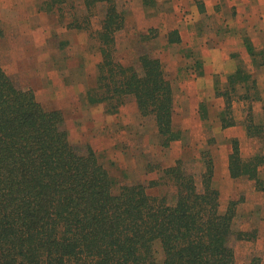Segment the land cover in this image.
Returning <instances> with one entry per match:
<instances>
[{
	"label": "trees",
	"instance_id": "1",
	"mask_svg": "<svg viewBox=\"0 0 264 264\" xmlns=\"http://www.w3.org/2000/svg\"><path fill=\"white\" fill-rule=\"evenodd\" d=\"M65 1L45 0L44 9L53 11ZM98 5L104 14L94 39L101 61L88 101L110 102L116 110L132 96L142 116H153L167 147L179 138L172 81L161 60L148 52L138 56L136 65L117 61L116 33L126 18L118 1L80 0L82 19L69 24L90 30ZM179 39L178 31H171L169 41ZM246 46L254 55L252 45ZM194 65L198 68L200 62ZM240 71L229 76L232 87L217 91L225 98L223 126L234 123L236 83L251 77ZM250 88L241 95L249 101L254 99ZM205 108L201 103L203 112ZM246 112L248 133L257 136L262 126L253 124L251 102ZM232 145L231 176L247 171L264 188L257 165L246 170L238 141ZM201 159L199 179L178 159L156 180L115 189L91 145L70 141L62 111L46 109L31 87L22 86L0 64V264H236L232 238L251 240L256 231L235 227V201L221 210L220 191L213 183L214 159L206 150ZM162 182L173 186L172 198L148 192Z\"/></svg>",
	"mask_w": 264,
	"mask_h": 264
},
{
	"label": "rangeland",
	"instance_id": "2",
	"mask_svg": "<svg viewBox=\"0 0 264 264\" xmlns=\"http://www.w3.org/2000/svg\"><path fill=\"white\" fill-rule=\"evenodd\" d=\"M44 1L0 0L3 68L22 86L31 87L46 109L62 111L70 141L91 145L109 171L115 189L125 183L156 180L162 169L174 165L178 159L199 179L203 169L201 151H210L216 166L213 183L220 191L221 210L235 201V227L256 231L251 240L232 238L236 264H253V260L264 264V188L247 171L238 177L231 176L225 159L226 146H219V141L210 133H200L199 125L192 118L196 110L203 120L201 128L209 126L206 113L197 102L199 86L193 75L198 73L190 67L200 62L197 49L202 40L207 44L211 36L209 23L203 22L198 11L200 0H149L146 4L143 0H117L126 16L124 28L116 33L117 61L136 65L138 56L148 52L161 60L172 81L173 123L179 130V138L167 147L162 144L153 116H142L132 96L126 97L116 110L110 102L90 104L88 101V93L97 85V65L101 61L94 36L104 14L102 6L95 8L91 29L85 30L69 24L75 18L82 19L80 0L60 2L53 11L44 9ZM230 12L224 11V14L231 15ZM255 13L259 15L258 11ZM212 21L215 27H222L215 18ZM174 29L182 31L186 45L196 35L193 39L198 46L165 44L167 34ZM202 48L209 49V46ZM262 127L257 132L259 140L239 146L246 170L257 165L261 180L264 179ZM148 192L159 197L168 194L172 198L174 188L162 182L150 186Z\"/></svg>",
	"mask_w": 264,
	"mask_h": 264
},
{
	"label": "crops",
	"instance_id": "3",
	"mask_svg": "<svg viewBox=\"0 0 264 264\" xmlns=\"http://www.w3.org/2000/svg\"><path fill=\"white\" fill-rule=\"evenodd\" d=\"M199 3L202 6L199 7ZM197 5L203 22L209 23L208 27L210 30L208 35L211 36L207 38L208 41L210 40L207 44L202 40L203 45L200 44L199 49H197L200 52L199 69L193 64H190L193 70L189 69L192 72L194 71L199 74L200 71L201 73L200 75L197 74L198 76H193L196 78L195 83L199 86L197 88V94H199L197 97L198 104L208 103L205 108L207 116L205 120H209V126L201 128L203 120L196 110L193 111L192 118L199 125L201 129L200 133H210L219 141V146H226L225 159L229 166V157L233 150V140H237L239 146L242 148V145L244 146L249 141H256V138H259V136L253 135L256 134L254 131V133H248L246 126V106L248 102L252 104L253 124L259 126L264 125V1L200 0L197 2ZM201 7L204 9L203 11ZM229 10L231 11V15L224 14V11L228 12ZM257 11L259 15L255 16V12ZM214 18L221 23L222 27H215L213 25L212 20ZM174 30L178 31L180 41L170 42L169 37L171 36V32H169L166 39L167 43L165 44H184L185 46L190 45V47L198 46L197 41L193 39L196 35L191 37L192 40L190 39V43L186 45L187 39L182 31L179 29ZM246 42L252 45L254 55L248 50ZM204 46H209V49L202 48ZM239 70H242L240 71L243 72L242 75L245 73L251 77L248 80L242 79L236 83L238 92L234 95L232 101L233 113L231 114L234 123L223 126L222 118L225 113V98L219 95L217 91H222L229 86L232 87L234 84H231V80L228 78ZM251 85L255 86V89H251ZM205 86L206 89L203 88ZM247 88L251 89V98H254L250 101L241 96L246 93ZM219 136H221V140H219ZM222 159H224V156Z\"/></svg>",
	"mask_w": 264,
	"mask_h": 264
}]
</instances>
